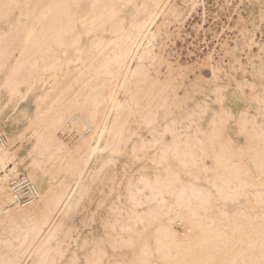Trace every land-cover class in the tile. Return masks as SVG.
Returning a JSON list of instances; mask_svg holds the SVG:
<instances>
[{"label": "bare ground", "instance_id": "obj_1", "mask_svg": "<svg viewBox=\"0 0 264 264\" xmlns=\"http://www.w3.org/2000/svg\"><path fill=\"white\" fill-rule=\"evenodd\" d=\"M170 3L0 0V264H264V43L199 102L154 52Z\"/></svg>", "mask_w": 264, "mask_h": 264}, {"label": "rangeland", "instance_id": "obj_2", "mask_svg": "<svg viewBox=\"0 0 264 264\" xmlns=\"http://www.w3.org/2000/svg\"><path fill=\"white\" fill-rule=\"evenodd\" d=\"M16 1L19 2V0ZM262 11H264V0H242V2L241 0H171L166 15L158 21L153 29V35L156 38L154 52L162 60V63L166 62L162 64L164 68L162 66L160 68L162 77L164 78L163 75L166 73L165 69H168V65L173 64L174 70L177 71L174 73L177 81L179 80L178 82H182L185 86L187 84V86L202 84L205 87V93L197 95L196 98L199 102H210L209 97L212 95L210 91L213 87L234 84V79L243 78V70L249 72L247 51L243 45L246 38H253L256 44L252 46L251 53L259 55L257 43H264V35H262L264 23H260ZM16 13H18L17 10ZM259 25L261 28L257 30ZM256 59L255 56L253 60L257 62L258 59L257 61ZM173 67L170 68L173 69ZM177 67L182 70H178ZM245 91L251 97L250 91L248 89ZM226 95L230 99L233 93L228 90ZM1 116L5 117V122L8 123L3 126L5 131L12 132L15 127L11 114L4 111ZM62 135L58 134L59 138L63 140L66 137ZM20 170L19 178L25 179L26 173L22 168ZM115 176L118 182L119 173L113 169L107 171V178ZM21 179L18 181L24 183L23 185H26L27 190L31 193L29 182L21 181ZM11 188L13 187L11 186ZM105 190L108 191V188L106 187ZM93 196L92 209L95 207V201L99 198L98 192H94ZM108 205L109 203L106 204V206ZM85 215L86 212L79 215L78 219L82 220ZM178 224L176 230L182 233L181 227L183 226L181 223ZM82 233H87V229H82Z\"/></svg>", "mask_w": 264, "mask_h": 264}, {"label": "built area", "instance_id": "obj_3", "mask_svg": "<svg viewBox=\"0 0 264 264\" xmlns=\"http://www.w3.org/2000/svg\"><path fill=\"white\" fill-rule=\"evenodd\" d=\"M20 181L16 180L11 183L12 189L18 199L19 202H25L28 199L29 190H27V186L23 185Z\"/></svg>", "mask_w": 264, "mask_h": 264}]
</instances>
